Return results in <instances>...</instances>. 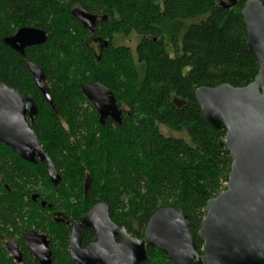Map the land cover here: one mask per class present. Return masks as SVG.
I'll use <instances>...</instances> for the list:
<instances>
[{"label": "trees", "instance_id": "trees-1", "mask_svg": "<svg viewBox=\"0 0 264 264\" xmlns=\"http://www.w3.org/2000/svg\"><path fill=\"white\" fill-rule=\"evenodd\" d=\"M246 2L227 0V8L215 0H0V84L36 103L30 126L62 177L53 187L45 164H31L0 142V264H18L7 240L20 246L21 264H39L24 243L33 229L49 236L54 264H72V225L98 203L139 240L157 210L176 208L189 217L201 253L207 203L226 191L233 161L219 147L226 132L207 124L195 90L244 88L258 75L247 48ZM78 7L107 20L92 34L72 16ZM21 28L44 30L47 42L21 56L4 44ZM133 34L139 37L134 50L114 45L116 35ZM96 40L108 43L99 54ZM28 62L44 69L54 108ZM93 83L126 108L122 124L100 123L81 91ZM58 214L70 225L58 222ZM94 241V231L85 230L83 247ZM147 250L144 264H173Z\"/></svg>", "mask_w": 264, "mask_h": 264}, {"label": "water", "instance_id": "water-1", "mask_svg": "<svg viewBox=\"0 0 264 264\" xmlns=\"http://www.w3.org/2000/svg\"><path fill=\"white\" fill-rule=\"evenodd\" d=\"M221 4L229 7L225 2ZM71 14L95 33L96 15L82 7ZM242 16L247 48L259 63L258 75L244 88L223 84L195 90L207 124L226 132L219 147L226 149L233 161L226 191L207 203V214L198 232L203 242L201 253L189 217L176 208L157 210L146 227L145 239L139 240L113 222L107 204L99 203L72 228V264H144L148 247L165 254L173 264H264V4L247 0ZM47 39L44 30L21 28L5 38L4 44L25 56L27 48L44 45ZM27 67L42 96L54 108L44 69L32 62ZM81 91L95 106L102 125L109 119L122 124V111L110 89L93 83L81 85ZM174 103L181 105L179 101ZM38 112L31 98L0 84V142L31 164H45L50 183L59 188L62 177L28 122L33 123ZM32 199L36 202L39 196ZM42 206L46 203L42 202ZM60 216L58 222L62 221ZM84 230H93L96 235L95 242L86 247L82 246ZM24 243L39 264H54L48 235L33 229L25 234ZM5 247L18 264L22 263L23 255L16 242L7 241Z\"/></svg>", "mask_w": 264, "mask_h": 264}, {"label": "rangeland", "instance_id": "rangeland-1", "mask_svg": "<svg viewBox=\"0 0 264 264\" xmlns=\"http://www.w3.org/2000/svg\"><path fill=\"white\" fill-rule=\"evenodd\" d=\"M215 1L217 3H219V4H221V2H226V0H215ZM113 42H114V45L115 46H126V47L131 48V49L134 50L135 47L137 46L138 42H139V37L137 35H135V34L130 35V36L116 35ZM120 108L123 109L124 111L126 110L125 107H120ZM161 130L166 135H176L175 133L169 131L166 128H162ZM43 191L46 192L47 191V188H43Z\"/></svg>", "mask_w": 264, "mask_h": 264}, {"label": "flooded vegetation", "instance_id": "flooded-vegetation-1", "mask_svg": "<svg viewBox=\"0 0 264 264\" xmlns=\"http://www.w3.org/2000/svg\"><path fill=\"white\" fill-rule=\"evenodd\" d=\"M226 2H227V0H226ZM222 3V2H221ZM224 3V2H223ZM103 41H100V40H96L95 42H94V45H95V47L97 48L96 50H97V53L99 54L101 51H102V49L104 48V47H107V45L104 43H102ZM96 109V108H95ZM121 109V108H120ZM97 111V110H96ZM122 111H123V114H124V110L122 109ZM98 113V112H97ZM123 117V116H122ZM109 120H111V121H113L112 119H109ZM28 122L29 123H32L29 119H28ZM114 122V121H113ZM31 127V126H30ZM86 186H88V181H87V183H85V189H86ZM58 189V188H57ZM44 202V201H43ZM46 203V202H45ZM97 205V204H96ZM57 217H58V215H57ZM57 217H56V219H57ZM61 217V216H60ZM59 219H61L62 221L64 220V222L69 226L70 225V223L69 222H66L65 220V217H64V219L61 217V218H59ZM78 222V221H77ZM76 222V223H77ZM75 223V224H76ZM74 224V225H75ZM74 225H72V228H73V226ZM85 231V230H84ZM84 231H83V238H84ZM71 233H72V229H71ZM71 236V235H70ZM95 240H96V236H95ZM7 241H13V240H7ZM6 241V242H7ZM118 241L120 242V239H118ZM6 242H5V244H6ZM95 242V241H94ZM93 243V242H92ZM82 246H83V244H82ZM86 247V246H85ZM70 248V247H69ZM21 249V248H20ZM22 252V251H21Z\"/></svg>", "mask_w": 264, "mask_h": 264}, {"label": "bare ground", "instance_id": "bare-ground-1", "mask_svg": "<svg viewBox=\"0 0 264 264\" xmlns=\"http://www.w3.org/2000/svg\"><path fill=\"white\" fill-rule=\"evenodd\" d=\"M98 17V16H97ZM101 19L98 17V22L100 21ZM97 22V23H98ZM96 26H97V24H96ZM89 31V30H88ZM90 32V31H89ZM91 33V32H90ZM94 34V33H93ZM14 36V35H13ZM12 37V36H11ZM106 45L108 44L107 42L105 43ZM30 98V97H29ZM90 102V101H89ZM36 104V103H35ZM92 104V103H91ZM93 105V104H92ZM94 106V105H93ZM95 107V106H94ZM119 107V106H118ZM119 110H121L122 111V109H120V107H119ZM203 115V114H202ZM122 116H123V111H122ZM204 117V116H203ZM116 123V122H115ZM88 188V186H86V189ZM99 204V203H98ZM96 206V205H95ZM82 218V217H81ZM24 226V225H23ZM93 231V230H92ZM72 234V233H71ZM96 236V235H95ZM71 237V236H70ZM70 240V239H69ZM70 247V246H69ZM28 249V248H27ZM29 250V249H28ZM30 251V250H29ZM21 264V263H20Z\"/></svg>", "mask_w": 264, "mask_h": 264}]
</instances>
